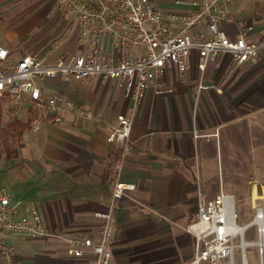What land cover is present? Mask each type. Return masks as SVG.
<instances>
[{"label": "crops", "instance_id": "crops-1", "mask_svg": "<svg viewBox=\"0 0 264 264\" xmlns=\"http://www.w3.org/2000/svg\"><path fill=\"white\" fill-rule=\"evenodd\" d=\"M152 1L164 12L190 10L176 0ZM222 1L226 15L221 29L229 38L244 33L249 41L264 40V0ZM70 43L30 53L54 62L64 53L78 52L75 40L73 48ZM198 61L194 51L185 82L168 65L164 80L171 92L147 90L136 108L122 166L121 148L107 136L131 101L116 80H46L41 84L44 99L57 95L79 109L93 110L95 118L69 113L56 124L49 114L33 132L29 123L37 115L35 106L14 108L25 129L21 144H8L9 153L4 146L0 155V187L37 206L48 230L97 238L103 220L93 212L107 210L116 179L134 183L136 188L114 203L110 264L189 263L195 238L187 227L198 200L214 199L221 191L234 196L235 208L245 205L251 214L240 226L254 225L257 208L264 214V49L256 63L239 66L230 65L228 54L218 55L203 76L204 84L216 88L199 89ZM12 237L30 239L39 248L30 255L16 251L14 264L80 263L63 240L20 234L7 240Z\"/></svg>", "mask_w": 264, "mask_h": 264}, {"label": "built area", "instance_id": "built-area-1", "mask_svg": "<svg viewBox=\"0 0 264 264\" xmlns=\"http://www.w3.org/2000/svg\"><path fill=\"white\" fill-rule=\"evenodd\" d=\"M176 3L189 6L190 10L164 12L152 0H57V12L70 18L73 25L51 50L62 47L74 34L78 52L64 53L54 62L37 53L13 60L10 50L0 45V99L15 109L27 108V103L35 106L37 115L29 123V131L35 132L49 114L56 124H62L69 113L95 118L93 110L79 109L69 101H60L57 95L44 99L41 84L46 80L90 77L116 80L131 101L126 112L117 116L107 136L108 142L121 148L122 166L130 150L136 108L147 90L152 88L156 94L172 91L164 80L168 65L174 66L178 79L185 82L195 51L199 57V89L205 90L216 88L204 84L203 76L218 55L228 54L230 65L239 66L256 63L258 53L264 49V40L249 41L244 33L231 39L221 29L226 15L222 0H176ZM135 188L134 183L115 180L107 210L93 212L103 220L98 237L93 238L48 230L37 206L13 198L0 187V253L13 256L15 251L6 246V240L20 234L65 241L68 254L79 264H110L116 234L114 203ZM260 218L263 221L264 214L257 208L255 221ZM247 227L236 222L233 195L221 191L211 200L200 197L195 219L187 227L195 238V253L187 264H235L237 247L241 249L242 264H249L245 252L249 245L258 248L260 264H264V226L257 225L259 238L255 243L245 240Z\"/></svg>", "mask_w": 264, "mask_h": 264}, {"label": "rangeland", "instance_id": "rangeland-1", "mask_svg": "<svg viewBox=\"0 0 264 264\" xmlns=\"http://www.w3.org/2000/svg\"><path fill=\"white\" fill-rule=\"evenodd\" d=\"M55 3L56 0H0V45L8 47L17 58L34 50H50L49 47L67 36L73 25L70 18L57 12ZM68 39L71 43L67 46L73 48L75 35ZM14 111V108L3 110L0 119V155L5 153L3 139L12 146H18L22 141L19 134L8 126L20 116ZM245 207L242 204L236 206L238 225H243L251 217ZM258 236L257 225L254 224L246 229L244 238L247 242H257ZM236 244H239V238L236 239ZM6 246L13 248L15 253L24 250L29 255L39 249L30 239L24 237L9 238ZM245 252L249 264H260L261 256L256 246H247ZM13 257L14 255L9 258L0 253V264H14ZM15 264H19L18 261ZM235 264H242L240 247L235 249Z\"/></svg>", "mask_w": 264, "mask_h": 264}, {"label": "trees", "instance_id": "trees-1", "mask_svg": "<svg viewBox=\"0 0 264 264\" xmlns=\"http://www.w3.org/2000/svg\"><path fill=\"white\" fill-rule=\"evenodd\" d=\"M3 103H4V100L0 99V119L2 118V114H3V107H2ZM8 126H9L10 130H13L14 132L18 133L20 138L22 137V134H23L24 129H25V125L22 124L19 120H14V121L10 122L8 124ZM6 141H7L6 139H3V144L5 143L4 144L5 149L9 153L8 147H7L8 143H6Z\"/></svg>", "mask_w": 264, "mask_h": 264}, {"label": "bare ground", "instance_id": "bare-ground-1", "mask_svg": "<svg viewBox=\"0 0 264 264\" xmlns=\"http://www.w3.org/2000/svg\"><path fill=\"white\" fill-rule=\"evenodd\" d=\"M255 224L256 225H259V226H263V221H262V219L260 218V219H257L256 221H255ZM241 231H243V229H240Z\"/></svg>", "mask_w": 264, "mask_h": 264}]
</instances>
